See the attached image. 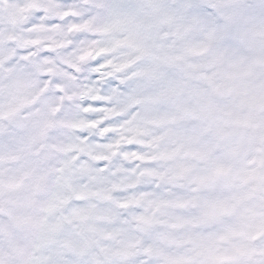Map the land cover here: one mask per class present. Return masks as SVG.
Returning <instances> with one entry per match:
<instances>
[{
    "label": "clouds",
    "instance_id": "clouds-1",
    "mask_svg": "<svg viewBox=\"0 0 264 264\" xmlns=\"http://www.w3.org/2000/svg\"><path fill=\"white\" fill-rule=\"evenodd\" d=\"M0 264H264V0H0Z\"/></svg>",
    "mask_w": 264,
    "mask_h": 264
}]
</instances>
